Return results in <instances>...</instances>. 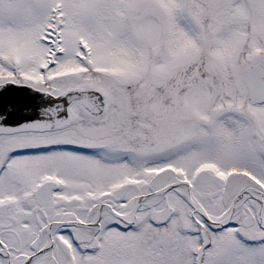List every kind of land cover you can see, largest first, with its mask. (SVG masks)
<instances>
[{"label":"snow or ice","instance_id":"6c2138e0","mask_svg":"<svg viewBox=\"0 0 264 264\" xmlns=\"http://www.w3.org/2000/svg\"><path fill=\"white\" fill-rule=\"evenodd\" d=\"M0 264H264V0H0Z\"/></svg>","mask_w":264,"mask_h":264}]
</instances>
